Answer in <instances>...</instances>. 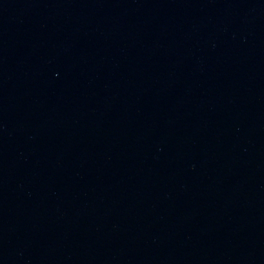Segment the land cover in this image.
I'll return each instance as SVG.
<instances>
[{
  "label": "water",
  "instance_id": "95a60500",
  "mask_svg": "<svg viewBox=\"0 0 264 264\" xmlns=\"http://www.w3.org/2000/svg\"><path fill=\"white\" fill-rule=\"evenodd\" d=\"M0 264H264V0H0Z\"/></svg>",
  "mask_w": 264,
  "mask_h": 264
}]
</instances>
